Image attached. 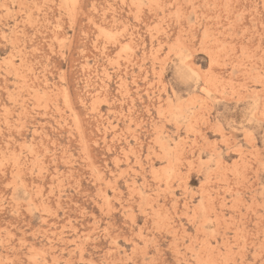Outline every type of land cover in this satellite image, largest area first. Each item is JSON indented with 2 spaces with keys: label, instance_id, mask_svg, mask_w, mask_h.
I'll use <instances>...</instances> for the list:
<instances>
[{
  "label": "rangeland",
  "instance_id": "1",
  "mask_svg": "<svg viewBox=\"0 0 264 264\" xmlns=\"http://www.w3.org/2000/svg\"><path fill=\"white\" fill-rule=\"evenodd\" d=\"M261 120L264 0H0V264L259 260Z\"/></svg>",
  "mask_w": 264,
  "mask_h": 264
},
{
  "label": "snow or ice",
  "instance_id": "2",
  "mask_svg": "<svg viewBox=\"0 0 264 264\" xmlns=\"http://www.w3.org/2000/svg\"><path fill=\"white\" fill-rule=\"evenodd\" d=\"M181 63L183 66L178 67L175 70V75L173 76L172 83L177 84L180 82H183V83L196 82L198 90L200 88V85L203 84L204 85V88H203L204 96L199 101L201 106H203V104L209 99H211L213 95L212 91L210 90V85L212 84V81L215 75L214 64H209L207 66V71H203V70H195L190 62L184 63L183 61H181ZM163 72H164V69L161 68V75H163ZM178 102L184 103V101H178ZM247 122L249 124L252 123L251 120H247ZM261 124L264 125V120H261ZM241 127H243V125H241ZM155 264H162V262L157 261L155 262ZM209 264H212V262H209ZM226 264H231V262L230 261L226 262ZM237 264H239V262H237ZM248 264H264V246H262L260 259L249 261Z\"/></svg>",
  "mask_w": 264,
  "mask_h": 264
},
{
  "label": "bare ground",
  "instance_id": "3",
  "mask_svg": "<svg viewBox=\"0 0 264 264\" xmlns=\"http://www.w3.org/2000/svg\"><path fill=\"white\" fill-rule=\"evenodd\" d=\"M75 9V8H74ZM75 12V11H74ZM72 13H73V11H72ZM71 19V18H70ZM99 28V27H98ZM99 31V30H98ZM102 34V33H101ZM99 36V35H98ZM182 50V49H181ZM183 51V50H182ZM176 55V54H175ZM207 71V70H206ZM201 89V88H200ZM201 91V90H200ZM193 97V96H192ZM187 99H189V98H187ZM189 101V100H188ZM190 101H192V100H190ZM241 109V108H240ZM245 110V109H244ZM256 112V111H255ZM254 112V113H255ZM244 115H245V113H244ZM249 115V114H248ZM256 119V118H255ZM244 120V119H243ZM240 121V120H239ZM259 121V120H258ZM243 122V121H242ZM241 123V122H240ZM235 124V123H234ZM247 124V123H246ZM250 125V124H249ZM247 129V128H246ZM244 132H246V131H244ZM249 134V133H248ZM32 202V201H31Z\"/></svg>",
  "mask_w": 264,
  "mask_h": 264
}]
</instances>
